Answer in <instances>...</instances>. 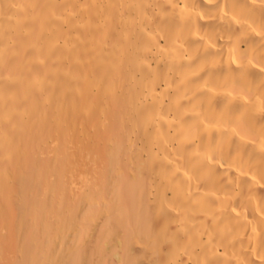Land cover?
I'll return each instance as SVG.
<instances>
[{
    "label": "bare ground",
    "instance_id": "obj_1",
    "mask_svg": "<svg viewBox=\"0 0 264 264\" xmlns=\"http://www.w3.org/2000/svg\"><path fill=\"white\" fill-rule=\"evenodd\" d=\"M0 264H264V0H0Z\"/></svg>",
    "mask_w": 264,
    "mask_h": 264
}]
</instances>
